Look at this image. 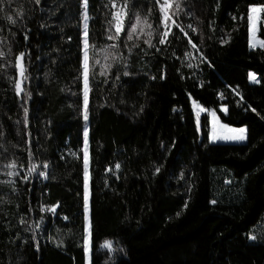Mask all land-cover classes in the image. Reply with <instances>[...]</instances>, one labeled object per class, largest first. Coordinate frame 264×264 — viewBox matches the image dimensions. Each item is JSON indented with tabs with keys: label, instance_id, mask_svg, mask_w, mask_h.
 <instances>
[{
	"label": "trees",
	"instance_id": "obj_1",
	"mask_svg": "<svg viewBox=\"0 0 264 264\" xmlns=\"http://www.w3.org/2000/svg\"><path fill=\"white\" fill-rule=\"evenodd\" d=\"M160 1L0 0V264H264V0Z\"/></svg>",
	"mask_w": 264,
	"mask_h": 264
},
{
	"label": "rangeland",
	"instance_id": "obj_2",
	"mask_svg": "<svg viewBox=\"0 0 264 264\" xmlns=\"http://www.w3.org/2000/svg\"><path fill=\"white\" fill-rule=\"evenodd\" d=\"M170 6L169 0H161L158 3V8L161 14L162 24L165 28L168 27V9ZM263 7L261 6H252L249 8V45L251 48L260 47L262 45L261 40L258 37L260 16L262 13ZM125 16L124 8H117L114 11L113 20L114 28L119 33L122 29L123 21ZM87 24L88 19L85 18L83 21V66H84V92H83V107H87L88 103V82H87V72H88V52H87ZM256 79L253 74L249 79L252 83ZM195 113L198 116L207 115L209 119V128H208V142L211 144H243L246 142V128L245 127H233L223 123L216 113L211 109H205L199 105L193 103ZM87 135H88V123L87 117L85 116V125H84V144H83V153H84V163H85V173H84V187H85V198L88 197V144H87ZM88 236H89V224L88 217L85 219V251H84V264H90V253L88 250ZM264 238V220L260 223L253 231L250 240L253 242H260ZM109 244L105 243L101 246L102 249L108 248Z\"/></svg>",
	"mask_w": 264,
	"mask_h": 264
},
{
	"label": "built area",
	"instance_id": "obj_3",
	"mask_svg": "<svg viewBox=\"0 0 264 264\" xmlns=\"http://www.w3.org/2000/svg\"><path fill=\"white\" fill-rule=\"evenodd\" d=\"M47 171V165H41L38 163H32L29 169L30 174L36 177L37 185L41 187H43L45 184ZM45 195H47V193H45ZM40 209L47 214L50 213L49 207L47 205H41Z\"/></svg>",
	"mask_w": 264,
	"mask_h": 264
}]
</instances>
